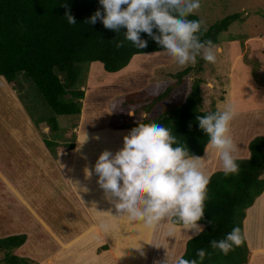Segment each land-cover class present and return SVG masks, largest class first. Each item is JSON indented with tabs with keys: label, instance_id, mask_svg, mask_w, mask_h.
Masks as SVG:
<instances>
[{
	"label": "trees",
	"instance_id": "obj_1",
	"mask_svg": "<svg viewBox=\"0 0 264 264\" xmlns=\"http://www.w3.org/2000/svg\"><path fill=\"white\" fill-rule=\"evenodd\" d=\"M98 9L103 11L99 0H0V77L16 91L32 121L36 125L45 123L50 137L60 131L55 116L81 114L84 99L82 64L98 62L104 71L116 73L124 69L135 55L164 51L145 33L140 36L147 41V47L138 49L125 39L126 28L121 27L119 32H115L106 29L99 20L95 24L85 23ZM66 12L75 18V25L68 24ZM238 17V14H232L214 22L206 27L207 31L201 39L218 45L220 34ZM188 19L199 20L194 14ZM119 41H124V47L117 49L115 43ZM197 60L192 68L176 72L173 75L175 82L161 93L155 96H148L144 90L129 93L124 96L123 104L139 105L140 111L149 113L155 105L169 99L174 87L181 84L190 71L196 74L203 71L204 60L200 57ZM22 77L32 82L53 117L33 118L26 107L20 83ZM202 83L203 79L196 77L183 101L168 104L156 116L144 117L141 121L119 128L129 132L139 124L163 125L176 138L177 143L173 147L185 145L190 155L202 157L208 137L199 129L195 118L218 111L216 108L202 109ZM43 138L50 150L59 145L56 139L51 141L47 135ZM66 147L72 149L74 144L70 142ZM248 150V158H236L238 174L226 177L222 171H216L209 176L204 217L196 222L204 225V232L187 241L183 258H197V250L204 249L206 256L202 264L248 263L250 252L242 224L246 210L264 190V136L251 139ZM212 218L213 226L206 223ZM174 225L183 224L177 222ZM233 227L240 229V245H234L227 255L212 249L210 242L222 239ZM25 241V235L0 238V264H35L30 258L14 255V251Z\"/></svg>",
	"mask_w": 264,
	"mask_h": 264
},
{
	"label": "crops",
	"instance_id": "obj_2",
	"mask_svg": "<svg viewBox=\"0 0 264 264\" xmlns=\"http://www.w3.org/2000/svg\"><path fill=\"white\" fill-rule=\"evenodd\" d=\"M122 72L123 69L119 73ZM4 83L0 88L12 99L19 114L22 113L21 124L26 128V132L20 130V125L8 129L19 142L14 143L19 157L16 159L11 154L8 162L0 163L1 186L17 196L8 205L0 206L4 208L0 217V238L26 236L14 255L30 258L35 264H173L184 254L192 230L167 221L150 229L139 221L130 222L118 216L114 204L97 184V175L93 172L91 178L85 176V169H93L103 151L115 154L121 149L127 129L109 125L83 129L79 123L80 132L72 141V149L66 147L69 143H59L50 150L43 138L48 134V131L43 132L45 123L36 125L28 117L16 91ZM255 132L243 135L238 126L233 128L230 124L236 158H248V144L258 135ZM260 135L264 136V130ZM201 158L204 174L210 176L222 171L215 150L209 149ZM40 178L41 189H34ZM54 194L57 201H49ZM53 205L60 217H56V213L50 216ZM102 222L108 225L107 231L101 229ZM242 226L250 252L247 264H264V190L246 210Z\"/></svg>",
	"mask_w": 264,
	"mask_h": 264
},
{
	"label": "clouds",
	"instance_id": "obj_3",
	"mask_svg": "<svg viewBox=\"0 0 264 264\" xmlns=\"http://www.w3.org/2000/svg\"><path fill=\"white\" fill-rule=\"evenodd\" d=\"M99 4L103 11L98 9L85 23L95 24L99 20L115 32L126 28L125 39L138 49L147 47V41L140 36L145 33L180 67L195 65L198 57L216 62L212 41L201 39L207 31L204 22L188 19L199 10L200 0H99ZM65 16L69 25L76 24L68 12ZM115 47H124V41L115 43ZM235 114L229 103L223 110L195 118L208 137L205 153L209 149L217 152L226 177L239 173L233 155L236 146L230 135ZM176 143L171 130L163 125L139 124L123 137L120 150L115 154L103 151L93 169H85V176L91 178L93 172L97 175V184L114 204L118 216L130 222L139 221L150 229L163 221L179 222L192 230L189 239H193L204 232L196 222L204 217L210 177L202 171L203 158L190 155L185 145L173 147ZM206 223L213 226L214 218ZM100 227L108 229L104 222ZM240 243V229L233 227L222 239L212 240L210 246L227 255ZM205 256V250L199 249L197 258L181 256L173 264H202Z\"/></svg>",
	"mask_w": 264,
	"mask_h": 264
},
{
	"label": "rangeland",
	"instance_id": "obj_4",
	"mask_svg": "<svg viewBox=\"0 0 264 264\" xmlns=\"http://www.w3.org/2000/svg\"><path fill=\"white\" fill-rule=\"evenodd\" d=\"M200 5L194 15L204 22V27L229 15H239L238 19L219 36L220 44L213 49H217L214 51L215 63L204 61L203 71L199 74L190 71L183 77L182 83L174 87L169 99L155 105L149 113L140 111L139 105H124V96L142 90L148 96H155L175 82L173 75L176 72L187 67L192 68L193 65L180 67L165 51L133 56L125 68L129 67L124 68L122 73H119L121 70L108 73L97 62L82 64L84 99L81 114L55 116L60 131L52 134L55 135L52 137L48 135L49 133L44 135L50 137L52 141L56 139L59 143L68 144L78 137L79 123L83 129L104 125L120 127L141 121L144 117L156 116L168 104L183 101L193 80L200 77L203 79L201 93L204 111L217 107L223 110L231 103L236 113L230 122L232 127L238 126L243 135L249 136L256 130L255 134L262 136L260 133L264 130V0H200ZM132 65L135 71H132ZM1 80L4 82L6 80L0 77V84H5ZM20 83L25 95L26 107L33 118L53 117L32 82L22 77ZM10 99L3 88H0V163L8 162L11 154H14L16 159L19 157L15 145L19 142L9 134L8 129L20 125V130L26 132L25 126L21 124L23 115L19 114ZM45 126L44 124L43 132L48 131ZM27 180L28 178L26 182ZM32 183L35 184V180ZM41 187L40 178L38 186L34 189L40 190ZM51 196L52 198H48L49 201H57L54 200L57 198L55 194ZM15 197L17 196L14 192L4 189L0 182V206L8 205L7 203ZM54 205L51 206L50 216L53 217L56 213L55 216L60 217L53 209ZM3 211L4 208H0V217ZM4 216L7 218L6 214Z\"/></svg>",
	"mask_w": 264,
	"mask_h": 264
}]
</instances>
